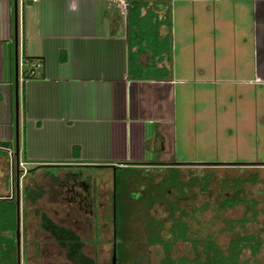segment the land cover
Listing matches in <instances>:
<instances>
[{
	"label": "crops",
	"instance_id": "crops-1",
	"mask_svg": "<svg viewBox=\"0 0 264 264\" xmlns=\"http://www.w3.org/2000/svg\"><path fill=\"white\" fill-rule=\"evenodd\" d=\"M125 1L19 0L16 44L14 0H0V199H16L18 100L20 215L38 219L22 230L26 264L66 249L70 233L86 253L110 243L115 186L96 188L80 167L264 172V0ZM74 177L92 213L67 198Z\"/></svg>",
	"mask_w": 264,
	"mask_h": 264
},
{
	"label": "rangeland",
	"instance_id": "rangeland-1",
	"mask_svg": "<svg viewBox=\"0 0 264 264\" xmlns=\"http://www.w3.org/2000/svg\"><path fill=\"white\" fill-rule=\"evenodd\" d=\"M13 142L15 143L16 140L14 139ZM54 168V166L47 167V170L52 172ZM68 168L72 169V167ZM76 171H84L96 188H99L104 181H108V184L114 187L116 185L115 177L118 182L113 197V218L116 215V205L118 208L117 234L112 218V204H110L111 217L107 219L108 227L105 229V235L109 238L110 243L105 249L101 248L97 251L91 250L92 244L86 246L87 252L93 253L97 258L102 260L112 258L115 244L118 250L116 252L118 264H146L149 259L154 262L160 261L165 249L161 243L149 244L150 233L158 231L157 225L152 226L151 222L154 218L163 220L165 222L164 232L168 233L172 219L169 217L167 203L171 205L177 201L185 206L197 205L199 208L202 203L210 205L202 213L203 221H206L211 229L217 230L218 242L222 247H226L236 233L226 229L222 219L215 218L216 211L214 205L211 204L218 203L217 199L223 198L224 193L230 194L233 190L235 195L232 198L244 202L236 203L225 209L221 215L244 216L247 220L236 224L235 231L239 234L254 232L262 236V244L259 249L254 252L251 247H246L237 264H264V230L261 229L264 227V172L262 171L258 173L239 170L240 175L236 176L238 171L229 170L228 167L173 168L167 165L156 169L151 166L147 168H118L116 174L101 166L80 167ZM2 174L3 169L0 166V175ZM253 200H256V203L252 202ZM4 204L3 201H0V207H3ZM254 204L257 210L256 214L252 209ZM176 214H180L178 210ZM37 225V218L28 217L23 222L21 214V240L23 239V227L26 226L25 230L32 232L37 228ZM166 236L169 235L166 234ZM94 241L101 242L102 240L97 238ZM55 248L60 247L57 245L51 249V252ZM27 253L30 254L26 251L25 257L28 256ZM170 254L177 259L184 255H194L191 241L178 239L173 243ZM21 258V263L26 264V261L24 263V250L21 251ZM44 259L42 258V264H56L55 262H46ZM64 259L61 255L57 264H65Z\"/></svg>",
	"mask_w": 264,
	"mask_h": 264
},
{
	"label": "trees",
	"instance_id": "trees-1",
	"mask_svg": "<svg viewBox=\"0 0 264 264\" xmlns=\"http://www.w3.org/2000/svg\"><path fill=\"white\" fill-rule=\"evenodd\" d=\"M134 7L139 5L137 2H133ZM137 21H143L148 19L146 15H142L140 12H137L135 17ZM152 17L150 16L149 19ZM159 24V23H158ZM159 25H156V28L153 27L152 34L158 36ZM139 35L149 34V28H145V31H141L139 28ZM156 29V30H155ZM151 34V33H150ZM29 73V72H28ZM117 178L115 189H117ZM116 191V190H115ZM234 193H225L223 198L217 199L218 203H213L214 209L216 211L215 218L222 219L224 221V227L228 230L234 231L236 234L231 238L229 244L226 247H222L217 240V230L211 229L210 225L203 221L204 217L202 213L204 209L208 208L210 205L202 203L200 206L201 210L197 205L185 206L173 202L169 205V217L171 220V226L168 233L164 232L165 222L161 219L154 218L151 225H157L158 231L150 233L149 244L161 243L164 246L165 253L163 257L158 262H153L149 259V262L146 264H237L240 258L241 253L246 247H251L254 252H256L260 245L262 244V236L258 233H244L239 234L235 231V225L241 224L245 220L244 216L242 217H227L221 215L225 209L238 203V199L232 198ZM5 203L3 207H0V264H17V242H16V228H17V205L16 199L6 200L0 199ZM253 212L256 214L257 210L254 204L252 208ZM177 210L180 214H176ZM118 208L116 205V215L113 218L114 229H116V234L119 226V219L117 214ZM246 215V214H245ZM42 224L46 226L51 219L47 218L45 214L42 216ZM53 223V222H52ZM9 228L12 230V233L2 234L3 229ZM264 230V227L261 228ZM168 234L169 236H166ZM178 239H183L191 241L194 255L192 256H181L180 258H175L170 254L171 247L174 242ZM68 249L71 248V252H67V257L70 259H75L81 261L82 258H91V256L85 254L81 249L83 242L80 241L77 235L70 236L66 240ZM74 248H72V247ZM74 250V251H73ZM73 251V252H72ZM116 251L117 247H116ZM118 264V256H117Z\"/></svg>",
	"mask_w": 264,
	"mask_h": 264
},
{
	"label": "flooded vegetation",
	"instance_id": "flooded-vegetation-1",
	"mask_svg": "<svg viewBox=\"0 0 264 264\" xmlns=\"http://www.w3.org/2000/svg\"><path fill=\"white\" fill-rule=\"evenodd\" d=\"M77 184L80 185V187H76ZM70 189H71V194H68L69 196H67L68 199L71 200H75L77 197H80V201H78V205H80V203L85 205V208L87 209L88 213H92L93 212V199L91 197V188L86 187V185L84 184V182L81 179H78L77 177H74L73 182L70 183ZM69 214H72L73 212L76 213V208L77 205H73L70 204L69 205ZM72 211V212H70ZM68 214V213H67ZM74 214V213H73ZM47 218L51 219L49 216H46ZM52 220V219H51ZM84 222H86L88 225H90V223L92 222L91 218L88 219H82L81 223L84 224ZM45 227H48V229H59V225L58 223H52L50 222L49 224H47ZM58 227V228H55ZM65 232H73L74 228L68 227L67 229H64ZM63 231V230H61ZM61 235L58 234V237H60ZM70 236H72V233H70ZM72 247V246H71ZM53 247H48L46 250L44 249L42 252L44 253V260L46 262H55L57 264L59 257L61 255H66L67 252H71V248L68 249V247L66 249H61V248H55L53 252H51V249ZM74 248V247H72ZM49 251V252H48ZM74 251V250H73ZM72 251V252H73ZM84 252V250H83ZM85 254L91 256V258H82L81 261H77L75 259H70V258H66L65 259V264H112V258L110 259H106V260H102L100 258H94V255H92L91 253H86ZM154 262V261H153Z\"/></svg>",
	"mask_w": 264,
	"mask_h": 264
},
{
	"label": "water",
	"instance_id": "water-1",
	"mask_svg": "<svg viewBox=\"0 0 264 264\" xmlns=\"http://www.w3.org/2000/svg\"><path fill=\"white\" fill-rule=\"evenodd\" d=\"M18 3L19 0H14V13H15V36L16 44L18 41ZM18 85V77H17ZM18 100L16 102V202H17V264H21V215H20V145H19V118H18ZM116 246L114 244L113 255H112V264H117V253Z\"/></svg>",
	"mask_w": 264,
	"mask_h": 264
},
{
	"label": "built area",
	"instance_id": "built-area-1",
	"mask_svg": "<svg viewBox=\"0 0 264 264\" xmlns=\"http://www.w3.org/2000/svg\"><path fill=\"white\" fill-rule=\"evenodd\" d=\"M120 5H121V8L125 11L127 2L125 0H120ZM41 64H42V61L38 60L37 61V65H41ZM9 152H10V155L12 156L13 155V150L11 148H9Z\"/></svg>",
	"mask_w": 264,
	"mask_h": 264
}]
</instances>
